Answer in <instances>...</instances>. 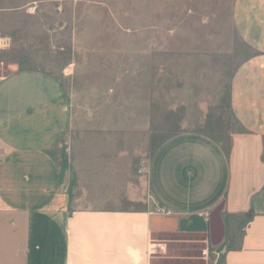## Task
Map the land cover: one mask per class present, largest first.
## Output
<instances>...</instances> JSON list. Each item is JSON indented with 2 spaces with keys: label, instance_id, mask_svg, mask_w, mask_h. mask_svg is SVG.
Segmentation results:
<instances>
[{
  "label": "crops",
  "instance_id": "0c3cea01",
  "mask_svg": "<svg viewBox=\"0 0 264 264\" xmlns=\"http://www.w3.org/2000/svg\"><path fill=\"white\" fill-rule=\"evenodd\" d=\"M16 12L0 5V37L12 42L6 23ZM232 21L254 51L230 85L239 129L226 143L186 130L165 139L147 178L128 181L123 209L74 207L73 177L59 156L73 119L64 84L8 63L13 70L0 77V264H153L157 235L202 236L213 264H264V0H235ZM221 204L223 238L214 246L210 216Z\"/></svg>",
  "mask_w": 264,
  "mask_h": 264
},
{
  "label": "rangeland",
  "instance_id": "374dc122",
  "mask_svg": "<svg viewBox=\"0 0 264 264\" xmlns=\"http://www.w3.org/2000/svg\"><path fill=\"white\" fill-rule=\"evenodd\" d=\"M234 1L0 0L17 10L0 77L9 62L47 71L69 97L59 156L76 209L127 208L128 181L147 178L155 150L175 133L226 143L239 129L230 85L254 51L234 26ZM153 239V264H213L202 236Z\"/></svg>",
  "mask_w": 264,
  "mask_h": 264
},
{
  "label": "water",
  "instance_id": "95a60500",
  "mask_svg": "<svg viewBox=\"0 0 264 264\" xmlns=\"http://www.w3.org/2000/svg\"><path fill=\"white\" fill-rule=\"evenodd\" d=\"M223 211H224V205L221 204L212 212L210 216V226L212 228L211 242L214 246H217L218 244H220L223 238V226L220 223L221 214L223 213Z\"/></svg>",
  "mask_w": 264,
  "mask_h": 264
},
{
  "label": "built area",
  "instance_id": "2783aa9c",
  "mask_svg": "<svg viewBox=\"0 0 264 264\" xmlns=\"http://www.w3.org/2000/svg\"><path fill=\"white\" fill-rule=\"evenodd\" d=\"M11 46V40L8 38L0 37V52L8 49Z\"/></svg>",
  "mask_w": 264,
  "mask_h": 264
}]
</instances>
